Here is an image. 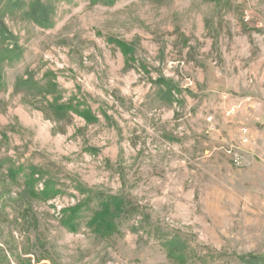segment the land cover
Listing matches in <instances>:
<instances>
[{"label": "rangeland", "instance_id": "374dc122", "mask_svg": "<svg viewBox=\"0 0 264 264\" xmlns=\"http://www.w3.org/2000/svg\"><path fill=\"white\" fill-rule=\"evenodd\" d=\"M112 196L125 212L101 230ZM249 261L264 264V0H0V264Z\"/></svg>", "mask_w": 264, "mask_h": 264}, {"label": "trees", "instance_id": "16d2710c", "mask_svg": "<svg viewBox=\"0 0 264 264\" xmlns=\"http://www.w3.org/2000/svg\"><path fill=\"white\" fill-rule=\"evenodd\" d=\"M107 2H113L114 0H106ZM29 14L33 21L38 24V25H43V24H49L50 23V18H51V8L46 4L41 1H35L33 6L30 7ZM2 26V25H1ZM121 50H124L125 52L129 51L128 45H126L123 42L118 41L117 42ZM82 112V111H81ZM87 120H91L92 116L87 113H82ZM16 172L14 170H11V175L14 177ZM52 192V189L49 188L48 190L45 189L41 192L42 195L46 193ZM125 205L126 202L124 199L118 196H112L111 198H107L103 201L102 203V208L98 212H96L94 215V221L99 229H111L115 225L113 224V219L116 215L118 214H123L125 212ZM79 206L72 208V213L71 215L68 216V219L66 221V224H68L73 230L76 229V223H74V216L77 215V211L79 210ZM114 217H111V216ZM174 244V242L172 243ZM255 261H249L250 264H255Z\"/></svg>", "mask_w": 264, "mask_h": 264}, {"label": "built area", "instance_id": "2783aa9c", "mask_svg": "<svg viewBox=\"0 0 264 264\" xmlns=\"http://www.w3.org/2000/svg\"><path fill=\"white\" fill-rule=\"evenodd\" d=\"M248 128H245V132H247ZM245 141H247V139H245Z\"/></svg>", "mask_w": 264, "mask_h": 264}]
</instances>
